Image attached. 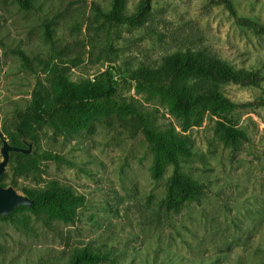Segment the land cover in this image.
<instances>
[{"label":"rangeland","instance_id":"obj_1","mask_svg":"<svg viewBox=\"0 0 264 264\" xmlns=\"http://www.w3.org/2000/svg\"><path fill=\"white\" fill-rule=\"evenodd\" d=\"M230 1L236 18L218 0H124L119 17L149 7L130 25L107 20L111 0H31L29 9L0 0L1 135L13 136L4 133L3 119L29 108L35 93L51 98L59 74L76 84L109 76L119 98L157 130L173 128L190 141L192 156L180 172L202 184L176 208L163 206L172 167L152 178L153 150L135 116L97 108L67 133L45 124L35 153L61 161H41L37 172L12 173L0 185L58 183L85 202L68 223L41 208L0 219V264H69L71 252L86 245L111 250L100 264H264V35L238 22L264 27V0ZM186 51L262 77L256 87H212L238 105L231 116L245 138L225 144L214 118L205 113L190 125L126 78ZM26 218L29 231L16 224Z\"/></svg>","mask_w":264,"mask_h":264},{"label":"trees","instance_id":"obj_2","mask_svg":"<svg viewBox=\"0 0 264 264\" xmlns=\"http://www.w3.org/2000/svg\"><path fill=\"white\" fill-rule=\"evenodd\" d=\"M16 1L23 9L30 8L31 0ZM218 1L236 18L230 0ZM123 6L124 0H111L110 12L106 15L110 23L134 25L145 16L149 8L148 4H140L133 15L119 17L123 12ZM238 22L255 33L264 35V27L257 23L241 19ZM16 54L22 56L19 51ZM126 78L134 83L138 91L162 98L175 116L189 121L190 125H199L202 115L208 114L216 120V132L227 145L234 144L238 138H245V135L236 128L231 116L238 105L212 87L226 83L256 87L262 80L257 71H236L218 58L202 51H186L167 56L158 66L131 71ZM191 80L197 82L191 84ZM105 81L76 84L59 74L55 90L48 101L41 94L33 95L30 107L25 109L31 113L25 114L17 122L19 129L35 141L38 129L43 125L47 124L55 131L67 133L81 127L85 118L97 108L103 113L120 111L135 116L153 150L150 167L152 178H161L165 167H172L163 206L167 209L176 208L193 197L201 189L202 184L180 172L181 161L192 156L190 141L173 128L157 130L146 116L119 98L118 89L109 76H106ZM10 140L14 145H19L14 136ZM41 161L59 162L61 158L49 152L35 153L33 156L15 155L12 159L13 175L35 173L39 170ZM23 190L29 196L38 198V202L33 209H16L10 218H2L3 220L13 221L16 213L23 211L34 213L37 208H41L52 217L68 223L73 220L74 209L83 206L85 202L82 195L75 194L58 183H51L40 189ZM16 224L24 230H31L28 218ZM111 255L110 249L86 245L72 251L68 263L100 264L109 260Z\"/></svg>","mask_w":264,"mask_h":264},{"label":"water","instance_id":"obj_3","mask_svg":"<svg viewBox=\"0 0 264 264\" xmlns=\"http://www.w3.org/2000/svg\"><path fill=\"white\" fill-rule=\"evenodd\" d=\"M28 113L31 111L17 112L5 117L2 121L4 133L13 135L19 145H14L9 138L0 134V181L3 177L12 175L13 156H33L35 154L34 140L26 136L17 125V122ZM38 200L13 184L0 185V219L10 218L12 213L19 208L33 209Z\"/></svg>","mask_w":264,"mask_h":264}]
</instances>
